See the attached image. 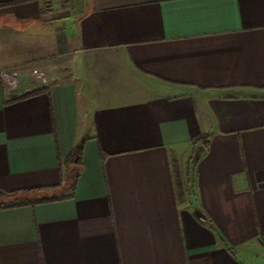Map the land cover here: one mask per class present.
<instances>
[{
  "label": "crops",
  "instance_id": "crops-1",
  "mask_svg": "<svg viewBox=\"0 0 264 264\" xmlns=\"http://www.w3.org/2000/svg\"><path fill=\"white\" fill-rule=\"evenodd\" d=\"M50 1L0 0V264H264V0Z\"/></svg>",
  "mask_w": 264,
  "mask_h": 264
},
{
  "label": "trees",
  "instance_id": "trees-1",
  "mask_svg": "<svg viewBox=\"0 0 264 264\" xmlns=\"http://www.w3.org/2000/svg\"><path fill=\"white\" fill-rule=\"evenodd\" d=\"M199 143H202L203 146L205 147L208 145V136L207 135H201L199 137H197L194 141V147L195 150L198 154H200L202 148L199 147ZM197 148H200L197 151ZM82 145H79L77 148L74 149V151L68 156L67 158V162H77V163H81V155H82ZM173 166H174V172H175V179H176V186H177V190H178V195L180 197V199H183L184 196V189H183V184L180 178V172H179V167H178V162L174 159L173 161ZM11 196V195H10ZM5 197V195L0 192V207L6 206V200H2V198Z\"/></svg>",
  "mask_w": 264,
  "mask_h": 264
},
{
  "label": "built area",
  "instance_id": "built-area-1",
  "mask_svg": "<svg viewBox=\"0 0 264 264\" xmlns=\"http://www.w3.org/2000/svg\"><path fill=\"white\" fill-rule=\"evenodd\" d=\"M61 7H63V11L69 13L70 9H71V5H70V0H61ZM50 12L53 10V6L52 5H48V9ZM50 12H48L49 14H47V16H51L53 14H51ZM57 15V14H54ZM0 75L3 81V84L6 88H15L19 82H20V78L18 75L7 71V70H0Z\"/></svg>",
  "mask_w": 264,
  "mask_h": 264
},
{
  "label": "rangeland",
  "instance_id": "rangeland-1",
  "mask_svg": "<svg viewBox=\"0 0 264 264\" xmlns=\"http://www.w3.org/2000/svg\"><path fill=\"white\" fill-rule=\"evenodd\" d=\"M50 4L49 5H52L53 7H54V5H53V1L51 0L50 2H49ZM60 5H59V7L61 8V10L62 9H64L63 7H61L62 5H61V3H59ZM71 5V4H70ZM70 11H71V9H70ZM48 12H49V10H48ZM47 14H49V13H46V15ZM8 36H10V41H16L15 43H19V42H21V39H22V37L20 36V35H16V34H12V35H7V34H3V36H1V34H0V41L1 42H5V40H7L8 39ZM200 148H197V151L199 150ZM196 152V151H195ZM195 156V155H194ZM193 156V158H192V164H193V166H194V162H195V157ZM197 156V155H196ZM192 166V168H194Z\"/></svg>",
  "mask_w": 264,
  "mask_h": 264
}]
</instances>
